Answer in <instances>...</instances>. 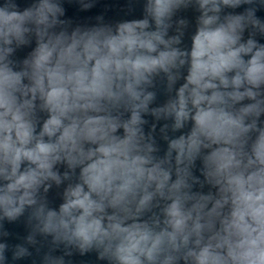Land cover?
<instances>
[{
  "label": "clouds",
  "instance_id": "9594fccd",
  "mask_svg": "<svg viewBox=\"0 0 264 264\" xmlns=\"http://www.w3.org/2000/svg\"><path fill=\"white\" fill-rule=\"evenodd\" d=\"M193 6L188 50L180 47L188 21L173 18ZM257 6L264 0H145L142 19L69 31L60 0L23 10L0 0V237L9 235L3 221L26 212L30 228L24 243L0 242V264L9 250L13 261L32 256L38 236L51 237L41 264H65L72 249L95 250L109 264H264ZM33 38L17 65L14 53ZM185 66L175 94L150 107L155 78L163 74L172 93ZM145 115L171 121L160 128L163 157ZM189 122L187 133L169 137ZM198 159L203 181L193 174ZM77 169L58 209L49 207L53 184L72 181ZM205 184L215 192L193 191Z\"/></svg>",
  "mask_w": 264,
  "mask_h": 264
}]
</instances>
